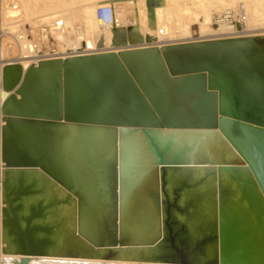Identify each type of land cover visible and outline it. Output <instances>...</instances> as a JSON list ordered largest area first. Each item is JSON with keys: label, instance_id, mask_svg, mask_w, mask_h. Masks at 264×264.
I'll use <instances>...</instances> for the list:
<instances>
[{"label": "water", "instance_id": "water-1", "mask_svg": "<svg viewBox=\"0 0 264 264\" xmlns=\"http://www.w3.org/2000/svg\"><path fill=\"white\" fill-rule=\"evenodd\" d=\"M2 88L3 254L264 264V35L8 63Z\"/></svg>", "mask_w": 264, "mask_h": 264}, {"label": "bare ground", "instance_id": "bare-ground-1", "mask_svg": "<svg viewBox=\"0 0 264 264\" xmlns=\"http://www.w3.org/2000/svg\"><path fill=\"white\" fill-rule=\"evenodd\" d=\"M83 1L0 0V29L6 32L0 46V264H3V257L112 264H155L57 257L34 258L5 255L2 253L1 212L3 206L1 202V182L3 164L1 162V134L4 126L2 119V105L4 102V98L2 97V69L6 64L18 63L24 69L33 64L37 65L42 61L39 54L43 50V47L48 44L50 36L53 40L59 41L57 42L58 44H54L56 50L61 54L59 58L110 51L118 52L122 49L139 46H162L169 44V42L173 44L172 42L175 41H190L189 39H193L192 37L178 38L181 35L192 36L193 31L186 23V17L195 19V25L200 28V39L236 37L240 36L239 26L221 24L216 33H213L209 26L214 19L212 18L213 16L215 17L227 10H238L239 8H242L247 16L245 24L247 33L252 34L251 36L264 35V0H189L188 4H184L183 8H176L175 6L173 8L168 5L169 2L167 0H151L155 5L153 13L150 12L147 6V0H87L89 4L82 5ZM77 2L81 6L77 7L78 5L75 4ZM104 5H111L115 10L112 25L106 27H103L97 19V9ZM78 18H81L82 21L80 30L74 27ZM26 22L31 23L30 25L33 26L32 33L34 38L37 39L33 42L31 39L29 40L27 32H22L23 29L21 28L24 25L23 23L26 24ZM131 27L137 30L144 40L147 36H151L155 40L152 43L144 42L139 45L127 43L125 46H116V41L125 40L127 37L126 34L118 33L117 30L122 28L126 31ZM258 27H261V33L256 34L257 31L254 29ZM83 45L85 48L80 52L79 49ZM10 50L14 53L15 58L6 59L5 55ZM71 50L74 52L69 53L68 51Z\"/></svg>", "mask_w": 264, "mask_h": 264}, {"label": "built area", "instance_id": "built-area-1", "mask_svg": "<svg viewBox=\"0 0 264 264\" xmlns=\"http://www.w3.org/2000/svg\"><path fill=\"white\" fill-rule=\"evenodd\" d=\"M114 11H115L114 7L111 5L100 6L97 9V19L103 27L112 25L114 20ZM246 22H247V16L245 15L243 9L239 8L238 10L231 9L225 11L222 14L216 15L214 17L213 25L218 27L221 24H231L234 26H239L240 36H236V37H241V36L247 37V36H251L252 34L247 33L246 31L247 29L245 26ZM68 52L71 53L70 51ZM41 53L43 52H40L39 54V56H41L40 57L41 60L59 58L61 56V54L56 50V48L53 45L48 50H46V52H44L42 55Z\"/></svg>", "mask_w": 264, "mask_h": 264}, {"label": "rangeland", "instance_id": "rangeland-1", "mask_svg": "<svg viewBox=\"0 0 264 264\" xmlns=\"http://www.w3.org/2000/svg\"><path fill=\"white\" fill-rule=\"evenodd\" d=\"M169 3H168V5L169 6H171V7H173V8H178V7H180V8H183L185 5H187L188 4V2H189V0H167ZM187 1V2H186ZM106 3V2H105ZM76 5H78L77 7H79V6H81V4L83 5V4H89L88 2H87V0H84L81 4L79 3V2H77V3H75ZM74 4V5H75ZM80 4V5H79ZM106 4H108V3H106ZM110 4V3H109ZM171 4V5H170ZM185 4V5H184ZM175 6V7H174ZM182 6V7H181ZM97 8V7H96ZM200 16H202V15H200ZM212 18H214V16L212 17ZM187 19V20H186ZM186 23L192 28V36H189V35H181L180 37H178V38H190V37H192L193 39H195V40H193V39H189L190 41H198V40H203V39H200V37H201V33H200V28H199V26H197V25H195V19H193V18H191V17H186ZM77 20V21H76ZM75 21V29H77V30H80L81 29V27H82V21H81V18H78V19H76ZM171 21V20H170ZM213 21H214V19H213ZM213 21L210 23V29L213 31V33H216L218 30H219V28L220 27H218V26H214L213 25ZM24 25H23V27L21 28V29H23L22 30V32L23 33H26L27 34V36L29 37V40L31 39V41L33 42V41H35V40H37V39H35L34 38V36H33V33H32V28H33V26L32 25H30L31 23H29V22H26V24L25 23H23ZM30 25V26H29ZM78 26V27H77ZM255 31H257L256 32V34L257 33H261V27H258V28H255L254 29ZM6 34V32H4V30L3 29H0V46L2 45V39L4 38V35ZM53 35V34H52ZM33 39V40H32ZM175 39H177V38H175ZM56 39H54L53 40V38L50 36V38L48 39V44L47 45H45L44 47H43V50L41 51V52H46V50H48L52 45L54 46V44H58L57 42H59V41H55ZM205 40V39H204ZM206 40H209V39H206ZM55 41V42H54ZM190 41H188V40H185V41H182V42H190ZM176 43H182L181 41H175ZM175 42H172L173 44L175 43ZM171 42H169V44H170ZM52 44V45H51ZM85 48V46L83 45L82 46V48L81 49H79V51L81 52V51H83V49ZM70 52H74L73 50H71ZM43 53H41V55L43 54ZM5 58L6 59H10V58H15V55H14V53H12V51L10 50L9 51V53L7 52V54L5 55Z\"/></svg>", "mask_w": 264, "mask_h": 264}]
</instances>
